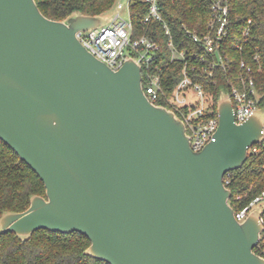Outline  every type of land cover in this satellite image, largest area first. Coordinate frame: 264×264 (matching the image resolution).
<instances>
[{"label":"water","instance_id":"water-1","mask_svg":"<svg viewBox=\"0 0 264 264\" xmlns=\"http://www.w3.org/2000/svg\"><path fill=\"white\" fill-rule=\"evenodd\" d=\"M108 20L0 0V138L46 186L4 211L0 231H78L111 264H264L263 211L238 220L224 182L264 141V107L239 123L223 90L216 139L194 150L184 120L146 95L134 58L114 69L80 41Z\"/></svg>","mask_w":264,"mask_h":264},{"label":"trees","instance_id":"trees-1","mask_svg":"<svg viewBox=\"0 0 264 264\" xmlns=\"http://www.w3.org/2000/svg\"><path fill=\"white\" fill-rule=\"evenodd\" d=\"M37 3L46 16L64 19L73 11L105 14L116 0H37ZM160 3L179 47H196L185 26L192 31H205L215 16L211 0H160ZM149 9L150 3L146 0H130L131 19L137 32L147 28L158 32L157 39L164 52L161 62L164 66L163 80L170 92L182 79L184 61H171L168 38L162 24L144 21ZM230 17L233 29L225 44V67L190 73L204 84L216 111L223 90L231 91L234 85L243 88L250 78H254L259 96L257 103L264 107V0H231ZM247 24L250 33L246 36L244 29ZM257 146L258 150L251 152L240 168L230 170V174L225 176V180L229 178L226 183L232 190L229 201L235 210L249 204L264 190V141ZM33 194L46 195L44 181L0 138V216L6 210L28 208ZM262 216L264 218V209ZM90 244L89 236L78 231L64 233L41 228L27 239H22L14 231H0V264H111L88 253ZM261 247H264V231L255 247L257 253H261Z\"/></svg>","mask_w":264,"mask_h":264},{"label":"built area","instance_id":"built-area-1","mask_svg":"<svg viewBox=\"0 0 264 264\" xmlns=\"http://www.w3.org/2000/svg\"><path fill=\"white\" fill-rule=\"evenodd\" d=\"M146 1L150 3V9L144 21L160 22L164 35L168 38L171 61H184L182 79L170 92L166 89L163 80L164 66L161 62L164 52L160 40L157 39L158 32L148 28L137 32L131 19L130 2L127 18L119 11L107 23L96 28L80 30L77 36L93 54L114 69L120 68L128 58H134L142 66V82L148 98L154 103L174 110L184 120L191 146L199 151L209 141L216 139L219 112L216 111L213 99L204 84L195 80L190 72L225 67V44L233 29L230 17L231 0H211L215 16L210 20L205 31H192L185 26L188 34L196 42V47L185 48H180L176 43L172 28L161 10L160 0ZM118 7L122 8L124 5L119 3ZM250 22L251 19L248 20V23ZM249 33L250 26L247 24L244 35L247 36ZM237 47H241V44H237ZM242 65H245V61H242ZM229 93L235 119L241 123L258 106L259 96L255 89L254 78H250L248 85L244 84L243 88L234 85ZM257 150V143L249 147V153ZM229 174L230 171L225 176ZM225 176L226 184L229 178L225 180ZM259 203L262 205H258ZM256 206H260L263 211L264 190L249 204L235 210L237 219L240 221L246 219ZM261 219L264 222L263 216ZM259 254L264 256V247H261Z\"/></svg>","mask_w":264,"mask_h":264},{"label":"rangeland","instance_id":"rangeland-1","mask_svg":"<svg viewBox=\"0 0 264 264\" xmlns=\"http://www.w3.org/2000/svg\"><path fill=\"white\" fill-rule=\"evenodd\" d=\"M129 2L130 0H116L115 5L103 15L108 19H112L117 14V12L120 11L122 16L127 18L129 16V9H128ZM119 3H122L124 7L119 8L118 7ZM258 205H262V204L259 203Z\"/></svg>","mask_w":264,"mask_h":264}]
</instances>
